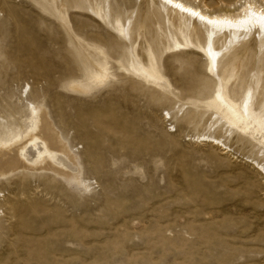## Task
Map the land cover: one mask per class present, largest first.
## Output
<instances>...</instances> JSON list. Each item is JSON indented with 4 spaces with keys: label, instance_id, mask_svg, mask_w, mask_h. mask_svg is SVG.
I'll return each instance as SVG.
<instances>
[{
    "label": "rangeland",
    "instance_id": "1",
    "mask_svg": "<svg viewBox=\"0 0 264 264\" xmlns=\"http://www.w3.org/2000/svg\"><path fill=\"white\" fill-rule=\"evenodd\" d=\"M206 34L156 0H0L1 135L45 107L77 175L0 179V264H264L261 124L213 101L264 122V37L217 41L210 70Z\"/></svg>",
    "mask_w": 264,
    "mask_h": 264
},
{
    "label": "bare ground",
    "instance_id": "2",
    "mask_svg": "<svg viewBox=\"0 0 264 264\" xmlns=\"http://www.w3.org/2000/svg\"><path fill=\"white\" fill-rule=\"evenodd\" d=\"M161 5L169 7L176 14L193 19L206 28V46L204 56L210 70L216 68L222 56L215 43L225 39L233 43L241 36L257 33L264 37V0H234L221 9L211 10L201 0H156ZM234 5L237 7H232ZM23 93V92H22ZM213 101L229 116V125L240 127L245 131L254 129L256 123L261 124L264 142V122L260 119L250 120V100L247 98L241 104L227 98L222 91L215 93ZM169 114V112H166ZM0 132V179L18 172L50 173L66 179L77 178V175L65 166L64 161L76 163V157L68 143L52 123L45 107L29 102L26 107V117L23 130L4 138ZM194 142H204L212 147L227 152L228 147L219 139L208 134H198L188 137ZM30 152L33 155L30 156ZM263 175L264 167L255 161H250Z\"/></svg>",
    "mask_w": 264,
    "mask_h": 264
}]
</instances>
